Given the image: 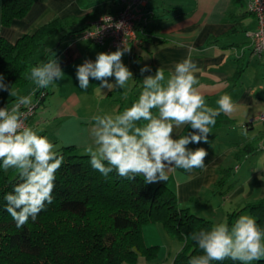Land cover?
I'll list each match as a JSON object with an SVG mask.
<instances>
[{"label": "crops", "instance_id": "obj_1", "mask_svg": "<svg viewBox=\"0 0 264 264\" xmlns=\"http://www.w3.org/2000/svg\"><path fill=\"white\" fill-rule=\"evenodd\" d=\"M148 5L154 14L139 28L130 51L122 57L133 73V79L123 89L99 90L100 81L90 78L85 91L76 78L78 65L85 60L95 61L98 53L114 52L117 48L108 50L79 34L64 38L53 35L46 40V50L61 43L55 58L64 77L47 87L49 93L28 127L46 136L55 148L75 145L84 153L85 145L92 143L94 116L122 113L138 99L145 76L154 75L158 67H163L167 78L175 63L190 56L199 69L197 87L206 104L216 108V101L229 94L237 108L231 115H219L223 122L211 127L209 143L187 146L207 151L204 169L197 168L192 173L176 169L167 182L153 184H168L181 206L213 220L214 224H227L231 212L264 196V123L259 118L264 111V56L252 54L246 35L247 30L256 27L255 15L248 9V0L243 5L233 0H191L188 4L179 0H149ZM118 8L119 0H35L25 16L3 25L0 0V32L16 42L56 17L92 15L87 21L91 25L102 12ZM144 33L162 41L145 40ZM42 56L43 52L36 57ZM145 65L152 71L141 74ZM109 82L115 83V78H109ZM26 88L16 92L24 93ZM244 214L253 217L249 210L241 213ZM140 261L141 258L138 264ZM156 262L152 259L147 264ZM167 264H174V260Z\"/></svg>", "mask_w": 264, "mask_h": 264}, {"label": "clouds", "instance_id": "obj_2", "mask_svg": "<svg viewBox=\"0 0 264 264\" xmlns=\"http://www.w3.org/2000/svg\"><path fill=\"white\" fill-rule=\"evenodd\" d=\"M129 51L130 48L124 47L110 53L100 52L95 61L85 60L78 65L79 87L86 91L93 78L100 81L99 90L123 89L133 79V73L122 62ZM51 55L52 59L31 68L28 79L36 87L29 95L13 91L0 73V91L15 97L11 108H0V166L5 172L13 169L18 175L19 182L4 197L6 211L17 228L30 219L35 222L46 204L52 203L56 172L64 162L46 136L25 126V112L21 110L32 104L37 89L54 85L64 77L55 53ZM151 71L148 65L140 69L141 74ZM198 71L190 56L175 63L167 78L165 69L158 67L154 75L144 77L143 90L130 107L114 116H94L92 143L84 147L93 169L105 177L113 171L128 180L142 176L145 184L167 182L169 174L176 169L185 173L204 169L207 151L187 146L209 143L216 118L221 113L231 115L237 105L229 94H224L216 101L218 107L208 106L197 87ZM112 77L115 83L109 82ZM185 126L191 129L186 134ZM190 238L203 254L191 257L189 264H211L226 259L252 264L264 259V230L250 215H240L231 226L221 222L209 230L193 232Z\"/></svg>", "mask_w": 264, "mask_h": 264}, {"label": "trees", "instance_id": "obj_3", "mask_svg": "<svg viewBox=\"0 0 264 264\" xmlns=\"http://www.w3.org/2000/svg\"><path fill=\"white\" fill-rule=\"evenodd\" d=\"M35 0H2V24L10 25L25 16ZM239 5L245 0H233ZM92 15L56 17L35 32L22 35L16 42L9 41L0 32V73L13 91L25 95L36 86L28 79L32 65L58 55L61 43L46 50L44 44L53 35L61 38L81 33L90 26ZM139 31V29H138ZM143 39L162 41L147 33ZM43 52L41 58L37 54ZM29 85V86H28ZM47 88H39L32 104L36 111L48 95ZM15 97L0 91V108L11 106ZM26 107H22L24 109ZM21 109V110H22ZM213 127L223 120L216 118ZM191 131L187 126L185 132ZM64 157L56 172L53 201L46 204L35 222L17 228L6 211L5 195L12 192L18 180L15 170L5 172L0 166V264H136L139 256L149 260L158 256V247L145 243L143 227L147 223L162 222L167 231L183 242L174 258V264H189L193 256L202 255L191 234L209 230L213 220L180 205L176 192L166 183L145 184L142 176L135 180L120 177L115 171L107 177L93 169L90 157L80 153L75 145L55 148ZM2 165V161H0ZM244 210L253 214L264 230V196L248 202L228 215L231 226ZM211 264H241L226 259ZM252 264H264V259Z\"/></svg>", "mask_w": 264, "mask_h": 264}, {"label": "built area", "instance_id": "obj_4", "mask_svg": "<svg viewBox=\"0 0 264 264\" xmlns=\"http://www.w3.org/2000/svg\"><path fill=\"white\" fill-rule=\"evenodd\" d=\"M122 6L116 12L105 13L89 27L79 33L80 37L114 48H130L137 38L138 29L149 22L154 12L146 8L147 0H121ZM248 9L255 15L256 27L246 31L252 54L264 56V0H248ZM38 104L22 109L25 112L24 124L28 127L30 116L36 113ZM259 118L264 123V111Z\"/></svg>", "mask_w": 264, "mask_h": 264}, {"label": "rangeland", "instance_id": "obj_5", "mask_svg": "<svg viewBox=\"0 0 264 264\" xmlns=\"http://www.w3.org/2000/svg\"><path fill=\"white\" fill-rule=\"evenodd\" d=\"M179 1H181V3L188 4L191 0H187V1L184 0L185 2L183 0H179ZM148 3H149V0H147L146 8L153 11V9L149 8ZM121 6H122V1L119 0V8L117 10H114V11L108 10V11L102 12L99 15V17L105 13L116 12L120 9ZM44 45H45L44 48L48 47V43ZM33 116H30V118H32ZM29 120H28V126H29ZM143 234H144L145 243L148 246L155 245L159 249L158 256L155 258V260H157L156 264H162V263L167 264L168 262H171V260L172 259L174 260L177 253L183 247V242L180 239L173 237L164 227L162 222L145 224L143 227ZM140 258H141L140 264H143V262H145V264L149 263L148 258L140 255L138 262L136 264L139 263Z\"/></svg>", "mask_w": 264, "mask_h": 264}]
</instances>
